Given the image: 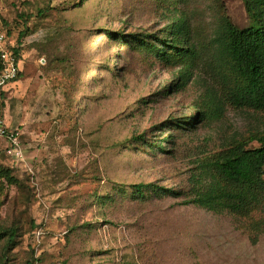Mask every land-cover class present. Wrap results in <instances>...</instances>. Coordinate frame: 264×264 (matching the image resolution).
<instances>
[{"label": "rangeland", "instance_id": "374dc122", "mask_svg": "<svg viewBox=\"0 0 264 264\" xmlns=\"http://www.w3.org/2000/svg\"><path fill=\"white\" fill-rule=\"evenodd\" d=\"M225 14L257 24L245 0H0L21 67L0 121L25 148L0 145V264H264V201L186 203L205 160L264 138L218 54ZM179 15L197 52L186 83L133 38L157 43Z\"/></svg>", "mask_w": 264, "mask_h": 264}, {"label": "trees", "instance_id": "16d2710c", "mask_svg": "<svg viewBox=\"0 0 264 264\" xmlns=\"http://www.w3.org/2000/svg\"><path fill=\"white\" fill-rule=\"evenodd\" d=\"M245 2L257 24L238 28L225 14L215 41L218 54L228 66L234 80V101L239 106L259 110L264 109V0ZM190 32L187 19L179 15L175 16L170 24L169 37L157 38V43L141 38L142 35H133V38L159 60L180 64L184 68L180 79L185 78L186 83L197 53L195 48L185 41ZM4 34L6 46L17 56L20 75L18 51L10 43L7 34ZM126 37L125 34L119 35L122 40ZM4 93L5 91L1 93L0 101ZM205 116L206 114L201 112L199 117L202 119ZM137 138L143 140L144 136ZM260 140V147L251 148L246 144L237 143L217 155L213 161L205 160L197 181H194L191 197L186 203L220 213L226 210L242 212L261 204L264 201V138ZM133 187L141 195H144L145 189H158L154 184L144 183L134 184ZM161 191L163 194H176L174 190L161 188Z\"/></svg>", "mask_w": 264, "mask_h": 264}, {"label": "built area", "instance_id": "2783aa9c", "mask_svg": "<svg viewBox=\"0 0 264 264\" xmlns=\"http://www.w3.org/2000/svg\"><path fill=\"white\" fill-rule=\"evenodd\" d=\"M19 75L17 56L6 46V36L0 32V95L8 84L14 82ZM22 133L18 129H10L0 121V145H3L8 155L17 161L24 158Z\"/></svg>", "mask_w": 264, "mask_h": 264}]
</instances>
